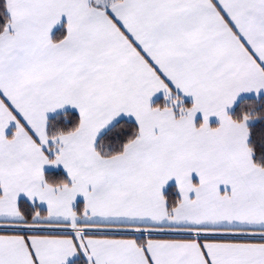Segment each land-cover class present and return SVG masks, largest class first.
<instances>
[{
    "label": "snow or ice",
    "instance_id": "1",
    "mask_svg": "<svg viewBox=\"0 0 264 264\" xmlns=\"http://www.w3.org/2000/svg\"><path fill=\"white\" fill-rule=\"evenodd\" d=\"M0 264H264V0H0Z\"/></svg>",
    "mask_w": 264,
    "mask_h": 264
}]
</instances>
